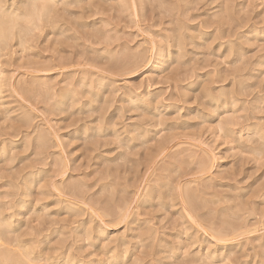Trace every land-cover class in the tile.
Returning <instances> with one entry per match:
<instances>
[{
	"label": "rangeland",
	"instance_id": "rangeland-1",
	"mask_svg": "<svg viewBox=\"0 0 264 264\" xmlns=\"http://www.w3.org/2000/svg\"><path fill=\"white\" fill-rule=\"evenodd\" d=\"M0 20V264H264V0Z\"/></svg>",
	"mask_w": 264,
	"mask_h": 264
},
{
	"label": "bare ground",
	"instance_id": "bare-ground-1",
	"mask_svg": "<svg viewBox=\"0 0 264 264\" xmlns=\"http://www.w3.org/2000/svg\"><path fill=\"white\" fill-rule=\"evenodd\" d=\"M28 15H29V13H28ZM10 16H11V14H10ZM3 17H4V16H3ZM1 18H2V17H1ZM6 18H7V17H6ZM11 19H12V17H11ZM1 20H3V18H2ZM1 20H0V21H1ZM14 20H15V19H14ZM7 21H8V20L5 19L3 22H7ZM9 21H10V20H9ZM1 22H2V21H1ZM1 22H0V23H1ZM3 22H2V24H0V26H1V25H4ZM6 25H7V24H6ZM1 34H2V31H1V27H0V35H1ZM3 38H4V37H3ZM153 58H155V57H153ZM151 64H152V63H151ZM0 224H1V223H0ZM1 227H2V226H1ZM0 229H1V228H0ZM0 244H1V243H0ZM27 248H28V247H27ZM3 256H4V255H3ZM8 259H9V258H8ZM110 260H111V259H110ZM47 261H48V260H47ZM72 264H73V263H72Z\"/></svg>",
	"mask_w": 264,
	"mask_h": 264
}]
</instances>
